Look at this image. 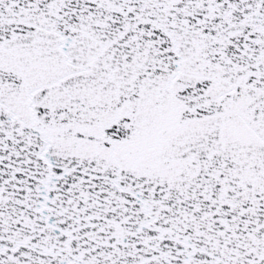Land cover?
<instances>
[{
	"label": "snow or ice",
	"instance_id": "6c2138e0",
	"mask_svg": "<svg viewBox=\"0 0 264 264\" xmlns=\"http://www.w3.org/2000/svg\"><path fill=\"white\" fill-rule=\"evenodd\" d=\"M0 264H264V0H0Z\"/></svg>",
	"mask_w": 264,
	"mask_h": 264
}]
</instances>
